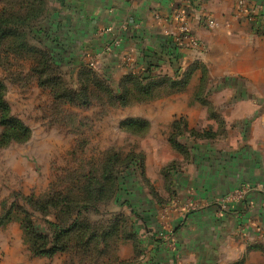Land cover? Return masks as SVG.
Here are the masks:
<instances>
[{
	"label": "crops",
	"instance_id": "1",
	"mask_svg": "<svg viewBox=\"0 0 264 264\" xmlns=\"http://www.w3.org/2000/svg\"><path fill=\"white\" fill-rule=\"evenodd\" d=\"M54 1L59 38L71 45L77 69L95 57L106 79L149 68L175 78L188 74L184 90L155 97L148 116H135L150 122L145 136L157 151L164 143L173 149L146 166L176 162V168L168 182L151 178L169 203L146 198L134 218L138 252L126 241L121 256L129 264H264V0H247L245 13L238 0ZM185 22L190 32L182 31ZM113 39L120 45L105 52ZM175 132L186 154L169 141ZM245 184L247 198L221 211L219 201ZM188 201L195 207L182 217ZM164 207L174 242L158 236Z\"/></svg>",
	"mask_w": 264,
	"mask_h": 264
},
{
	"label": "rangeland",
	"instance_id": "2",
	"mask_svg": "<svg viewBox=\"0 0 264 264\" xmlns=\"http://www.w3.org/2000/svg\"><path fill=\"white\" fill-rule=\"evenodd\" d=\"M57 7L54 0H0V93L7 116L28 129L15 139L0 110V264H128L121 247L135 243L132 234L140 239L139 206L149 195L165 199L150 185L165 178L164 168L146 164L173 149L164 143L157 151L153 137L127 123L151 112L132 86L130 103L118 99L122 80L134 73L109 77L111 91L87 87L71 45L60 40ZM89 67L97 80L102 74ZM25 219L47 237L44 245L71 227L62 238L66 249L33 254Z\"/></svg>",
	"mask_w": 264,
	"mask_h": 264
},
{
	"label": "trees",
	"instance_id": "3",
	"mask_svg": "<svg viewBox=\"0 0 264 264\" xmlns=\"http://www.w3.org/2000/svg\"><path fill=\"white\" fill-rule=\"evenodd\" d=\"M25 1V0H24ZM27 2H33L36 0H26ZM43 3V5H46V0H38ZM41 9H37L38 12H40ZM34 12V11H33ZM47 12V8H45L42 13L45 14ZM34 18V15H32ZM19 20L16 22L21 23L23 25H27L29 23V19L23 18V17H18ZM4 22V21H2ZM2 22L0 24H2ZM1 29V28H0ZM8 33V32H7ZM9 33H13V31H9ZM2 36H6V32L4 31L1 33ZM80 76L86 75V81L85 83H88V86H92V84L97 85L98 87H101L105 89L106 91H111V84L109 83V80L103 77L102 75L96 76L97 80L93 81L95 77L89 78L92 74L94 76L95 72L93 69H91L89 66H82L80 69ZM90 75V76H89ZM89 80V81H88ZM88 81V82H87ZM188 81V74L186 75H178L176 78L170 76L169 74H155L149 68L146 72L142 74H128L124 77V79L121 82L120 85V93L118 96L119 101L125 104H128L131 102V97L129 98V95L127 94L128 91V86H132L134 89H138V98L137 100L141 102H146L154 99L157 96H161L167 93H172V92H177L184 90ZM134 91V90H133ZM109 93V92H108ZM123 94V95H122ZM128 95V96H127ZM128 97V98H127ZM134 100L133 102H135ZM9 109L8 104L4 100L2 94L0 93V110L2 112V118L5 120L8 124V127H11L12 131V136L15 139H24L27 135V128L26 126L19 120L17 119H11L10 117L7 116V111ZM129 125H134L135 130L137 131L136 133L145 136L148 133L149 127H150V122L146 119L142 118H137L133 117L131 118L128 122ZM181 122L180 121H175L173 123V127L178 129L180 127ZM208 136H211L212 134H207ZM169 141L171 142L172 146L181 154H186V149L182 145V143L179 142L178 140V134L172 133L169 136ZM143 167L145 165L143 164ZM164 168V176L165 180L170 179L171 176V170L176 168V162H171L169 165L163 167ZM150 185H152L150 183ZM153 186V185H152ZM168 187V185H167ZM153 190V189H152ZM156 190V189H155ZM157 191V190H156ZM157 194V193H156ZM155 194V195H156ZM176 191H172L170 194V198L175 197ZM159 198V197H158ZM162 198V197H161ZM157 201L165 205L169 203V200L164 199H157ZM57 226V225H56ZM23 229H24V236H25V241L30 245V248L35 255H53L58 251H62L66 249V245L63 243V236L67 234L71 227H68L66 229H59V232L57 235L54 236V239L51 240L50 244L44 245V243H40L41 240L47 239L46 236L41 235L37 228L34 226L32 221H28V219H25L23 221ZM130 236V235H129ZM135 239V249L136 251L138 250V244H139V239H137L135 234H132V239ZM53 244V245H52ZM262 250L264 251V246L261 247ZM138 252V251H137ZM141 254V251H139ZM123 264H127L126 262H123ZM129 264V263H128Z\"/></svg>",
	"mask_w": 264,
	"mask_h": 264
},
{
	"label": "built area",
	"instance_id": "4",
	"mask_svg": "<svg viewBox=\"0 0 264 264\" xmlns=\"http://www.w3.org/2000/svg\"><path fill=\"white\" fill-rule=\"evenodd\" d=\"M238 9H239V12L245 13V11L247 10V0H238ZM175 16L181 19V18H184L185 13L182 10H177ZM204 20L206 21L208 26L212 28L218 27V22L214 20L212 17L205 16ZM181 28L183 32L191 31L189 24L186 22L183 23ZM110 30H111L110 28L106 29V31H110ZM191 43L196 48H198L200 45L199 41L196 38H191ZM119 45H120V41L118 39L108 40L105 42L103 49L105 52H111ZM98 64H99V61L95 57L90 59L88 62V65L93 68H97ZM250 190H251V186L248 184H245L239 187L238 189H236L231 194L223 197L218 203L221 211L230 210L232 207V203L235 201H239V202L244 201L247 198ZM194 207H195V204L193 201H188L187 203H185V205L182 207L183 208L182 217H184L187 211L194 209ZM163 210L164 211L162 215V220L160 221L158 236L160 238L167 239V240H170L171 242H174L173 229L169 227L167 219H166L168 207H164Z\"/></svg>",
	"mask_w": 264,
	"mask_h": 264
}]
</instances>
